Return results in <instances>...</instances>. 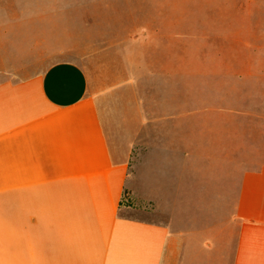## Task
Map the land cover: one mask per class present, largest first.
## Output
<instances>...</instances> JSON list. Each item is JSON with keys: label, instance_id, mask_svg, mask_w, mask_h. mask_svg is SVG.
Returning a JSON list of instances; mask_svg holds the SVG:
<instances>
[{"label": "crops", "instance_id": "1", "mask_svg": "<svg viewBox=\"0 0 264 264\" xmlns=\"http://www.w3.org/2000/svg\"><path fill=\"white\" fill-rule=\"evenodd\" d=\"M6 41L0 264H264V124L246 148L223 109L135 122L78 64Z\"/></svg>", "mask_w": 264, "mask_h": 264}, {"label": "rangeland", "instance_id": "2", "mask_svg": "<svg viewBox=\"0 0 264 264\" xmlns=\"http://www.w3.org/2000/svg\"><path fill=\"white\" fill-rule=\"evenodd\" d=\"M0 2L1 44L11 40L13 51L49 64H78L135 122L143 112L183 123L186 110H204L206 121L223 109L246 148L250 125L264 124V0Z\"/></svg>", "mask_w": 264, "mask_h": 264}]
</instances>
